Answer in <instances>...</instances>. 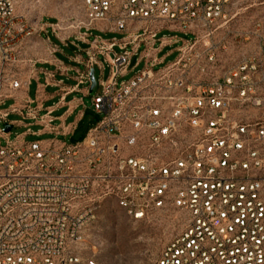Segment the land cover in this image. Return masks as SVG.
Returning a JSON list of instances; mask_svg holds the SVG:
<instances>
[{
    "label": "built area",
    "instance_id": "obj_1",
    "mask_svg": "<svg viewBox=\"0 0 264 264\" xmlns=\"http://www.w3.org/2000/svg\"><path fill=\"white\" fill-rule=\"evenodd\" d=\"M231 4L80 0V20L50 24L60 41L74 31L85 40L91 29L122 34L88 43L90 68L96 55L112 57L90 101L100 119L80 142L7 138L2 123L18 109L3 103L26 82L0 70V264H97L85 238L106 200L132 222L162 213L182 222L154 264H264V122L234 115L264 97L255 101V64L226 54ZM42 31L0 0V67L22 64ZM162 31L188 38L158 39ZM174 44L164 65L157 53ZM140 48L134 66L143 68L117 83Z\"/></svg>",
    "mask_w": 264,
    "mask_h": 264
},
{
    "label": "rangeland",
    "instance_id": "obj_2",
    "mask_svg": "<svg viewBox=\"0 0 264 264\" xmlns=\"http://www.w3.org/2000/svg\"><path fill=\"white\" fill-rule=\"evenodd\" d=\"M14 13L18 20L32 23H57L66 27L70 20H80L82 12L80 0H13ZM231 20L222 35L226 54L232 61H252L256 68L257 82L254 85L255 101L264 97V0H232L229 7ZM91 35L104 40L119 41L122 34L102 33L91 29ZM176 35L180 39L188 36L162 31L157 38ZM43 38L58 43L50 29L42 33ZM220 34L216 38H220ZM91 40L92 37H89ZM59 44V43H58ZM158 46V42L155 43ZM176 44L165 46L157 53V58H164L163 64L172 62L176 57ZM115 51L119 52L115 47ZM141 48L129 59L127 73L117 79V83L125 82L143 68V62L138 61ZM103 69H94V77L105 80L109 74V67L102 62ZM2 78H8L22 72V64L8 63L2 68ZM99 93L96 85L90 97ZM90 98L84 99L83 117L77 124L75 135L66 143L80 142L86 131L93 127L100 119L90 108ZM7 102L2 108H5ZM234 115L248 123L264 122V105H239L234 108ZM22 129H12L11 137ZM34 140L28 137L27 141ZM182 230V222L169 213L152 215L141 222L130 221L116 205L109 200L104 201L97 211L95 223L86 232V246L94 255L97 264H154L164 246Z\"/></svg>",
    "mask_w": 264,
    "mask_h": 264
},
{
    "label": "crops",
    "instance_id": "obj_3",
    "mask_svg": "<svg viewBox=\"0 0 264 264\" xmlns=\"http://www.w3.org/2000/svg\"><path fill=\"white\" fill-rule=\"evenodd\" d=\"M50 24L52 23H41L45 31L36 33L30 39L29 47L24 53V60H31L29 64L24 60L22 63L20 76L26 86L14 92L13 98H8L3 103V106L9 103L5 108L14 103L18 109V112L10 113L2 123V128L4 125L10 127V131L6 133L7 138L20 136L26 142L49 139L67 142L72 139L77 124L83 117L84 99L93 98L90 97L92 91L89 92V78L86 79L85 76L87 73L89 75L93 67L100 70L102 62L106 63L112 57V53H108L105 58L96 55L97 64L90 68L86 51L91 41L89 37H94L91 32L87 33L85 40L79 39L82 31H74L73 36L66 41H60L53 35L58 44L41 36L42 33H47ZM103 81L100 77L98 81L95 79V86L98 85L99 90ZM29 112L34 114L30 115ZM91 128L79 141L85 138ZM12 129L22 131L11 137ZM28 137L34 140L27 141Z\"/></svg>",
    "mask_w": 264,
    "mask_h": 264
},
{
    "label": "water",
    "instance_id": "obj_4",
    "mask_svg": "<svg viewBox=\"0 0 264 264\" xmlns=\"http://www.w3.org/2000/svg\"><path fill=\"white\" fill-rule=\"evenodd\" d=\"M89 81H90V89H89V92H91L93 90V88L95 87V79H94V72H93V69H91L89 71ZM4 132L5 133H8L10 131V127L8 125H4V128H3Z\"/></svg>",
    "mask_w": 264,
    "mask_h": 264
}]
</instances>
